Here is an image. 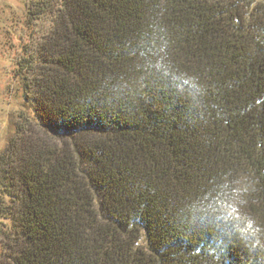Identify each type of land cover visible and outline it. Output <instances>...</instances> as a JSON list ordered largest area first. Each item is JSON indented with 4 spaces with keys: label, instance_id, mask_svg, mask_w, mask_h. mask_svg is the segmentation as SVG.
<instances>
[{
    "label": "trees",
    "instance_id": "obj_1",
    "mask_svg": "<svg viewBox=\"0 0 264 264\" xmlns=\"http://www.w3.org/2000/svg\"><path fill=\"white\" fill-rule=\"evenodd\" d=\"M50 10L17 63L24 104L0 153V264H207L189 254L209 237L217 264H264V0ZM157 61L196 89L177 91ZM219 183L218 230L188 206Z\"/></svg>",
    "mask_w": 264,
    "mask_h": 264
},
{
    "label": "rangeland",
    "instance_id": "obj_2",
    "mask_svg": "<svg viewBox=\"0 0 264 264\" xmlns=\"http://www.w3.org/2000/svg\"><path fill=\"white\" fill-rule=\"evenodd\" d=\"M44 1L49 0H0V153L15 132L17 114L24 104L17 63L38 45L51 25L53 0L42 15H30Z\"/></svg>",
    "mask_w": 264,
    "mask_h": 264
},
{
    "label": "clouds",
    "instance_id": "obj_3",
    "mask_svg": "<svg viewBox=\"0 0 264 264\" xmlns=\"http://www.w3.org/2000/svg\"><path fill=\"white\" fill-rule=\"evenodd\" d=\"M144 59L147 61V56ZM162 63V61L152 62L150 66L161 75L168 77L170 81H174L177 91H183L185 88L196 89L197 85L191 75L186 73L172 75L170 72L163 70ZM223 184L219 183L208 186L199 194L198 198L191 201L188 211L192 219L199 222L211 223L218 230L220 229L228 218L227 207L219 202L220 199H224L221 195L224 191ZM229 187L231 186L229 185ZM189 255L190 257L202 255L205 257L207 264H217L219 252L215 242L209 237L206 246L196 249Z\"/></svg>",
    "mask_w": 264,
    "mask_h": 264
},
{
    "label": "snow or ice",
    "instance_id": "obj_4",
    "mask_svg": "<svg viewBox=\"0 0 264 264\" xmlns=\"http://www.w3.org/2000/svg\"><path fill=\"white\" fill-rule=\"evenodd\" d=\"M231 211H232V212H235V209H232ZM245 231L255 232L256 229L254 228V226H253L251 223H249L248 228L245 229Z\"/></svg>",
    "mask_w": 264,
    "mask_h": 264
}]
</instances>
